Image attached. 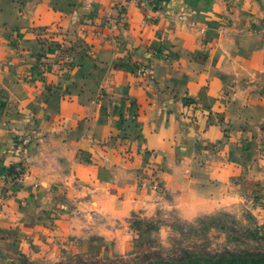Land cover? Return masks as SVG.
I'll list each match as a JSON object with an SVG mask.
<instances>
[{"label": "crops", "instance_id": "0c3cea01", "mask_svg": "<svg viewBox=\"0 0 264 264\" xmlns=\"http://www.w3.org/2000/svg\"><path fill=\"white\" fill-rule=\"evenodd\" d=\"M159 206L264 227V0H0V248L59 264Z\"/></svg>", "mask_w": 264, "mask_h": 264}, {"label": "rangeland", "instance_id": "374dc122", "mask_svg": "<svg viewBox=\"0 0 264 264\" xmlns=\"http://www.w3.org/2000/svg\"><path fill=\"white\" fill-rule=\"evenodd\" d=\"M113 225L122 235L96 237L87 250L59 264H243L249 260L247 251L263 264L264 227L243 210L186 220L159 206L150 215L133 213ZM0 264L37 263L19 251L0 248Z\"/></svg>", "mask_w": 264, "mask_h": 264}, {"label": "built area", "instance_id": "2783aa9c", "mask_svg": "<svg viewBox=\"0 0 264 264\" xmlns=\"http://www.w3.org/2000/svg\"><path fill=\"white\" fill-rule=\"evenodd\" d=\"M131 2H135L141 9L148 11L150 13L153 8H155V5L158 0H127ZM123 12V9H120ZM148 19L150 16H147ZM45 42L48 44L51 42V36H45L43 37ZM74 64L67 58V53L64 49H62L57 58V62L55 64L49 63V61L45 58V56L39 57V60L37 61V69L39 71L40 75L47 74L51 70H55L56 73L60 76H68L71 71L73 70ZM54 68V69H53ZM137 73L139 75H146L148 74V69L144 65H139L137 67ZM147 155H150L151 157L154 156V153L152 151L146 152ZM20 168H18V172L16 174H13V178H18L20 173ZM9 173V172H8ZM10 175V174H9Z\"/></svg>", "mask_w": 264, "mask_h": 264}, {"label": "trees", "instance_id": "16d2710c", "mask_svg": "<svg viewBox=\"0 0 264 264\" xmlns=\"http://www.w3.org/2000/svg\"><path fill=\"white\" fill-rule=\"evenodd\" d=\"M14 170H9V173H13V174H16L17 172L16 171H14ZM245 254L248 256V258H249V260L247 261V260H244L243 261V264H257V262L256 261H254L255 259H253V257H255V254H252L250 251H247V252H245ZM261 258H264V254H262L261 255ZM261 262H263V264H264V259H262V261Z\"/></svg>", "mask_w": 264, "mask_h": 264}]
</instances>
